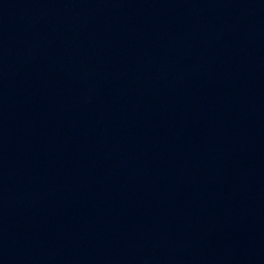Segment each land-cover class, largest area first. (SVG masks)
<instances>
[{"label": "water", "instance_id": "water-1", "mask_svg": "<svg viewBox=\"0 0 264 264\" xmlns=\"http://www.w3.org/2000/svg\"><path fill=\"white\" fill-rule=\"evenodd\" d=\"M0 264H264V0H0Z\"/></svg>", "mask_w": 264, "mask_h": 264}]
</instances>
